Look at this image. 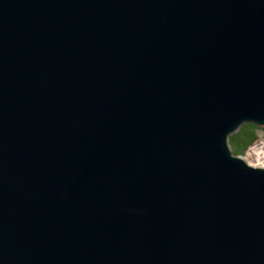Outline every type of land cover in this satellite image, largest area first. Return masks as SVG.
<instances>
[{"label": "water", "instance_id": "95a60500", "mask_svg": "<svg viewBox=\"0 0 264 264\" xmlns=\"http://www.w3.org/2000/svg\"><path fill=\"white\" fill-rule=\"evenodd\" d=\"M264 0H0V264H264Z\"/></svg>", "mask_w": 264, "mask_h": 264}, {"label": "rangeland", "instance_id": "374dc122", "mask_svg": "<svg viewBox=\"0 0 264 264\" xmlns=\"http://www.w3.org/2000/svg\"><path fill=\"white\" fill-rule=\"evenodd\" d=\"M251 132L254 136L253 141H251L246 148L239 145L241 142V137L245 134ZM229 147L230 151L234 156L242 157L250 165V157L248 155V150L253 146H258L264 144V127H259L254 124H243L237 132L229 137ZM252 166V165H251Z\"/></svg>", "mask_w": 264, "mask_h": 264}, {"label": "bare ground", "instance_id": "6f19581e", "mask_svg": "<svg viewBox=\"0 0 264 264\" xmlns=\"http://www.w3.org/2000/svg\"><path fill=\"white\" fill-rule=\"evenodd\" d=\"M250 157V165L256 167H264V144L253 146L248 150Z\"/></svg>", "mask_w": 264, "mask_h": 264}, {"label": "trees", "instance_id": "16d2710c", "mask_svg": "<svg viewBox=\"0 0 264 264\" xmlns=\"http://www.w3.org/2000/svg\"><path fill=\"white\" fill-rule=\"evenodd\" d=\"M254 136L252 135L251 132L245 133L242 137H241V142L239 143V145H242L244 148H246L248 146V144L253 141Z\"/></svg>", "mask_w": 264, "mask_h": 264}]
</instances>
